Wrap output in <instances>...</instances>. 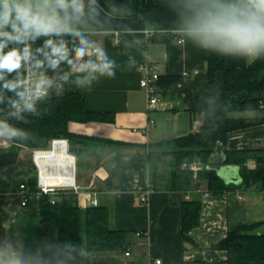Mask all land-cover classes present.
Masks as SVG:
<instances>
[{
    "label": "crops",
    "instance_id": "0c3cea01",
    "mask_svg": "<svg viewBox=\"0 0 264 264\" xmlns=\"http://www.w3.org/2000/svg\"><path fill=\"white\" fill-rule=\"evenodd\" d=\"M179 38L184 39L182 44ZM87 39L82 56H68L66 42L53 41L57 47L63 44L66 58L52 67L50 61L58 57L52 53L53 45L46 44L47 36L21 41L0 36V42L5 44L3 53L15 50L21 57L25 49L28 53L15 71L2 70L0 121L6 123L11 113L29 111H17L13 105H22L18 93L34 87L41 79L51 81L45 97L79 93L89 111L114 114V123L69 125V130L81 137L74 142V148L86 153V176L80 186L77 184L80 207L87 208L91 201H97V206L108 210L111 228L126 233L125 250L85 254L86 264H125L127 251L132 264L156 260L161 264H227V252L219 246L230 228L259 223L256 233L264 234V190L240 186L215 198L203 184L187 195L173 190L168 182L162 183L160 189L150 187L148 156L156 148L154 145L188 135L189 129L190 133L193 129L196 132L202 125L201 118L198 121L187 111L185 98L213 88L208 81L205 48L194 43L186 31H153L151 36L145 30L118 34L98 31ZM93 40L98 42L105 62L113 64L111 76L89 67L102 63L92 52ZM80 58L84 59V67L80 66ZM255 58L226 56V66L244 68ZM144 65L154 67L160 77H177L165 93L158 89L159 102L151 110L148 91L141 87ZM220 83L221 76L217 85ZM8 84L16 85L15 90H9ZM168 132L171 136L167 137ZM20 133L11 139L0 137V261L41 264V195L30 194L23 207L20 193V185L36 175L32 160L35 149L29 146L27 134ZM244 149H264V125L228 134L224 150ZM253 164L255 160L248 161V165ZM239 180L235 185L241 184V177ZM147 193L148 200L142 202V195ZM190 198L202 201V211L199 226L190 232L193 242H185L182 207Z\"/></svg>",
    "mask_w": 264,
    "mask_h": 264
},
{
    "label": "trees",
    "instance_id": "16d2710c",
    "mask_svg": "<svg viewBox=\"0 0 264 264\" xmlns=\"http://www.w3.org/2000/svg\"><path fill=\"white\" fill-rule=\"evenodd\" d=\"M194 2L197 3L196 0H82V15L75 14L71 7L67 12L56 9L61 23L70 29L63 31L59 40L66 42L68 56H76L77 49L85 48L80 43L85 31H185L186 21L194 15L190 7ZM3 31L12 33L10 26ZM33 36L28 37L32 40L37 37ZM204 58L208 81L213 88L185 98L187 111L194 119L200 117L202 125L196 132L154 145L156 150L148 156L150 187L160 189L162 183L168 182L173 190L187 195L203 184L215 198H222L240 186L264 190V149L224 150L223 165L239 168V186L227 184L216 170L209 168L214 164L218 146L225 148L229 133L264 125V53L249 66L238 69L228 68L226 56L209 49H205ZM219 76L221 83L217 85ZM176 80L173 76L160 77L159 91L165 93ZM246 113L254 115L246 116ZM73 122L114 123V114L91 112L83 95L68 92L64 96L38 100L32 111L9 114L6 124L27 134L31 148L49 149L55 139L69 142L81 139L69 130ZM249 160L256 161L254 169L247 167ZM185 163L203 166L197 178L190 168L182 167ZM26 189L28 194L40 193L37 175L28 179ZM201 211L200 199L184 201L181 231L185 242H193L190 232L199 226ZM40 215L41 264H86L85 254L126 249V233L111 228L108 210L102 206L81 208L74 190H62L54 197L42 194ZM259 226L256 223L229 229L219 246L227 252V264L264 262V234L256 233Z\"/></svg>",
    "mask_w": 264,
    "mask_h": 264
},
{
    "label": "clouds",
    "instance_id": "9594fccd",
    "mask_svg": "<svg viewBox=\"0 0 264 264\" xmlns=\"http://www.w3.org/2000/svg\"><path fill=\"white\" fill-rule=\"evenodd\" d=\"M69 7L75 14H83L82 0H44L42 6L39 3L34 5L33 0H0V36L21 41L33 34L38 36L70 31L61 23L56 12L57 8L67 12ZM190 7L194 10V15L186 21L185 31L198 46L223 56L255 58L264 53V0H199ZM6 26H10L15 35L3 31ZM46 44L53 45V41L49 39ZM81 44H86V41L82 39ZM4 47L5 44L0 42V79L3 78L2 70L15 71L20 67L21 59L27 58L28 55L27 49L24 57L15 50L5 54ZM85 51L86 49L81 47L77 49V54L82 56ZM52 53L58 57L50 61L52 67H56L60 60L66 58L63 44L59 47L53 45ZM97 55L102 63L90 64L89 67L111 76L113 64L105 62L102 51L97 50ZM50 85V80L41 79L33 88L26 87L24 92L18 93L23 104L13 106L17 111L34 110L33 98L45 95L46 87ZM6 87L14 91L16 85L8 84ZM20 135L19 130L0 121V137L11 139ZM0 264H3V261H0ZM9 264L16 262L10 261Z\"/></svg>",
    "mask_w": 264,
    "mask_h": 264
},
{
    "label": "built area",
    "instance_id": "2783aa9c",
    "mask_svg": "<svg viewBox=\"0 0 264 264\" xmlns=\"http://www.w3.org/2000/svg\"><path fill=\"white\" fill-rule=\"evenodd\" d=\"M146 34L148 36H151L153 34L152 30H145ZM115 34H118L121 31H112ZM94 32H83V37L80 39V43L81 40L83 39L84 41H86V44H84L85 46L87 45V38L88 36H90L91 34H93ZM63 34V31L60 32L59 34L57 33H51L49 35H45L47 36L49 39H51L52 41H57L59 40V36H61ZM43 35V34H41ZM184 42L183 38H179L178 39V43L182 44ZM92 52L93 53H97V50H99V44L97 41L93 40L92 41ZM80 66L84 67L85 66V62L83 58H80ZM142 69V79H141V87L146 89L148 91L149 94V107L148 109L151 110L155 107V105L159 102V99L157 97L158 95V81H159V74L156 72V69L154 67H151L149 65H144L141 67ZM29 89L33 88V87H28ZM46 96L42 95L39 98H33L32 102L36 103L38 100L44 98ZM151 123H154L153 121H151ZM65 142L66 145V152L70 155V146L68 143V140H62V139H55L52 140V142L50 143V147L49 149H35L32 152V160L33 163L35 165V169H36V175H37V184H38V188L40 190V195H47V196H51L54 197L56 196L60 191H64V190H76L78 191V185H77V181L75 182L74 185L72 186H68V185H62V186H51L50 183V178L47 174L48 172V166L50 165L51 162L48 163L49 159L47 156H45V152L49 151V150H55L57 146L61 147L63 146L62 143L60 142ZM74 158V167H75V174H76V168H77V160L75 155L71 154ZM48 159V160H47ZM187 166V165H185ZM57 168H60V166H56ZM186 168H190L193 172H194V177H197V173L203 169L202 167H199L198 164H191L190 166H187ZM51 169V166H50ZM20 193L22 196V206H26L28 201H29V197L30 194L27 193V189H26V184L22 183L20 185ZM148 194H143L142 195V202H146L148 200ZM52 203H55V199L51 200ZM98 203L97 201L93 200L91 201V206H97ZM139 236H141V234H138ZM131 256L130 251L125 252V257L128 259L125 264H132L131 261H129V258ZM161 264V262L159 260L156 261H152L151 264Z\"/></svg>",
    "mask_w": 264,
    "mask_h": 264
},
{
    "label": "bare ground",
    "instance_id": "6f19581e",
    "mask_svg": "<svg viewBox=\"0 0 264 264\" xmlns=\"http://www.w3.org/2000/svg\"><path fill=\"white\" fill-rule=\"evenodd\" d=\"M60 143L63 146H57L55 150L45 152V156L49 159L48 163L51 162L48 166L47 174L50 178L51 186H72L76 182L74 158L66 152L65 142ZM56 166H60V168Z\"/></svg>",
    "mask_w": 264,
    "mask_h": 264
},
{
    "label": "water",
    "instance_id": "95a60500",
    "mask_svg": "<svg viewBox=\"0 0 264 264\" xmlns=\"http://www.w3.org/2000/svg\"><path fill=\"white\" fill-rule=\"evenodd\" d=\"M197 3L199 0H196ZM226 156L224 154V149L222 145L218 146V149L213 157L215 164H213L210 169L216 170L218 175L224 179L227 184H237L240 182V173L237 166H225L223 165Z\"/></svg>",
    "mask_w": 264,
    "mask_h": 264
},
{
    "label": "rangeland",
    "instance_id": "374dc122",
    "mask_svg": "<svg viewBox=\"0 0 264 264\" xmlns=\"http://www.w3.org/2000/svg\"><path fill=\"white\" fill-rule=\"evenodd\" d=\"M33 2L36 4V3H39L41 6L43 5L44 3V0H33ZM251 115H254V113H246V116H251ZM197 120L199 121L200 120V117H197ZM196 124H198L197 122L194 123V125L196 126ZM199 130V129H198ZM190 133V129L188 130ZM197 131V130H196ZM193 132H195V130L193 129ZM187 135V134H186ZM168 136H171L168 132L167 134V137ZM74 142H70V152H72L75 156H76V159H78V168H77V171H76V181H77V184L79 185L81 183V179L82 178H85L86 176V171H85V167H86V153L84 151H82L80 148H74ZM50 147V146H49ZM153 151H150L149 155L152 153ZM170 159V158H168ZM214 163V162H213ZM190 166L188 164H183V168H186L187 166ZM199 167H202L200 164H198ZM247 167L250 168V169H254L256 167V164L254 165H248L247 163ZM202 170V169H201ZM200 170V171H201ZM199 171V172H200ZM80 186V185H79ZM75 192H77L76 190H74Z\"/></svg>",
    "mask_w": 264,
    "mask_h": 264
}]
</instances>
